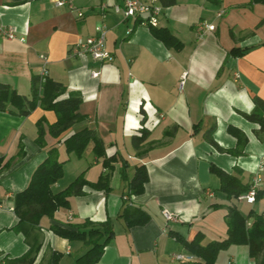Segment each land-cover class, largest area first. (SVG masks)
<instances>
[{
	"label": "crops",
	"instance_id": "obj_1",
	"mask_svg": "<svg viewBox=\"0 0 264 264\" xmlns=\"http://www.w3.org/2000/svg\"><path fill=\"white\" fill-rule=\"evenodd\" d=\"M140 1L160 6L156 28L177 38L180 50L167 48L140 19L125 17L124 0H71L83 12L81 17L67 6H54L53 0H0V83L29 98L32 76L46 75L81 97L79 112L86 118L56 139L46 133L39 144L36 123L41 118L54 123L53 111L37 106L28 116L0 112V264L29 248L24 234L15 231L19 219L14 197L52 146L63 161V175L52 185L53 192L81 174L88 182L108 175L110 191L86 185L52 219L41 217L33 264L46 263L52 253L60 254L59 264H73L87 247L54 234L50 225L85 220H109L113 229L95 264H196L201 259L184 242L197 235L203 246L225 239L229 208L245 218L250 211H264L262 199L250 205L229 198L210 171L211 164L228 173L238 167L244 184L256 175L264 179V140L254 133L258 126L242 115L253 109L254 96L264 100V5H250V0H177L173 5ZM100 25L107 29L105 47L112 60L74 53ZM202 25L211 30L200 31ZM9 28L15 31L11 39L2 34ZM235 50L245 51L238 55ZM228 126L247 137L241 156L221 153L209 141L233 149L237 140ZM84 127L96 131L106 157L115 156L111 170L94 155L92 142L81 157L66 153L65 138ZM142 129L147 136L135 147L132 139ZM141 164L148 181L134 195L129 186ZM127 206L143 210L149 221L128 227L120 217ZM163 209L176 221H167ZM216 263L255 264L246 245L221 251Z\"/></svg>",
	"mask_w": 264,
	"mask_h": 264
},
{
	"label": "trees",
	"instance_id": "obj_2",
	"mask_svg": "<svg viewBox=\"0 0 264 264\" xmlns=\"http://www.w3.org/2000/svg\"><path fill=\"white\" fill-rule=\"evenodd\" d=\"M163 5H173L177 0H160ZM264 5V0H250L252 4ZM264 24V21H261ZM152 35L160 40L167 48L180 50L182 43L177 40L170 32L165 29L156 28L148 25ZM264 45V43H262ZM245 50H235L234 53L241 55ZM31 95L29 98L19 95L8 85L0 83V112H8L16 116H28L37 106L44 110L53 111L56 121L49 124L44 118L37 121L38 143H43V136L47 133L56 139L62 133L70 129L74 124L83 121L84 115L80 114L79 108L82 103L81 97L73 92H67L66 86L46 75H35L31 78ZM67 94V97L63 95ZM254 107L250 113H242L243 117L258 128L254 131L259 140H264V100L258 96L252 98ZM228 132L237 140L233 149H223L218 146L213 139L209 138L210 143L218 151L229 153L233 156L244 154V147L247 137L233 126H228ZM139 137L134 136L132 143L135 147L141 145L147 136L144 129L141 130ZM93 143V153L96 157H102V165L111 170L115 156L106 157L105 148L102 140L96 131L84 127L63 141L66 153H73L76 157H81L87 149L88 144ZM20 155L23 151L20 149ZM3 157L0 156V163ZM63 161L57 158L56 147L48 149L46 158L35 168L30 181L22 192L16 193L14 197V212L19 219L15 231L24 234L25 242L29 246L27 252L19 258L7 260L5 264H33L36 254L40 248L38 225L41 217L53 218L54 213L59 208L69 206V197L83 193L84 186L92 189L102 190L105 193L110 191L109 176H100L96 182H88L81 175L72 181L65 189L53 192L52 185L63 175ZM210 171L214 172L219 178V189L226 193L229 198L238 197L243 192H247L253 183L244 184L239 179L240 169L234 168L232 173L225 172L214 164L210 165ZM144 165H137L134 176L130 182V190L134 195H139L144 191L148 181ZM256 186V199L264 200V179H260ZM120 217L126 220L127 226L143 225L149 221V216L140 208L127 206L124 208ZM248 219L251 220L247 224ZM227 236L220 241H213L207 245H201V235H197L191 242H184L186 248L202 262L196 264H217L218 254L232 245H246L250 258L255 264H264V211L255 213L250 211L248 216L243 217L238 209L229 208L226 215ZM51 231L69 241H81L87 250L78 256L73 264H95L104 251L105 246L113 235L112 225L109 220L104 223H94L85 220L81 224H68L61 226L53 223L50 225ZM60 254L52 253L48 261L44 264H59ZM43 264V263H40Z\"/></svg>",
	"mask_w": 264,
	"mask_h": 264
},
{
	"label": "built area",
	"instance_id": "obj_3",
	"mask_svg": "<svg viewBox=\"0 0 264 264\" xmlns=\"http://www.w3.org/2000/svg\"><path fill=\"white\" fill-rule=\"evenodd\" d=\"M53 4L56 7L67 6L70 12L75 13L78 17L83 16V12L78 10L71 2V0H53ZM161 8L155 4H145L140 0H124L123 12L125 17L138 18L141 22L151 25L153 27L158 26V17L160 15ZM200 31L211 30L210 25H202L199 28ZM2 34L7 38L11 39L14 37L15 31L13 28L7 30H2ZM107 29L104 25L96 26V34L90 36L80 42L77 48L74 50V53L79 55H89L93 59L98 61H110L112 60L111 54L106 50L105 41H106ZM203 34V32H201ZM202 36V35H201ZM92 77H97V72H92ZM253 184L249 190L241 195H238V199L245 200L248 204L255 202L256 196V186L259 185L260 177L258 175L251 181ZM162 215L167 221H176V216L168 212L167 210H162ZM176 259L183 260L185 256L176 255ZM190 259V258H187Z\"/></svg>",
	"mask_w": 264,
	"mask_h": 264
}]
</instances>
